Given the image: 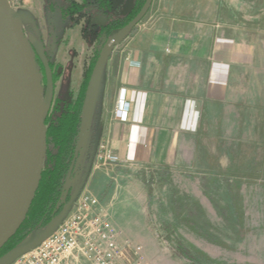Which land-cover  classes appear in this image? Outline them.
<instances>
[{
  "label": "rangeland",
  "instance_id": "obj_1",
  "mask_svg": "<svg viewBox=\"0 0 264 264\" xmlns=\"http://www.w3.org/2000/svg\"><path fill=\"white\" fill-rule=\"evenodd\" d=\"M110 1L111 10L95 6L66 19L62 16L66 0H7L22 19L36 60L42 57L56 72L46 118L78 99L88 66L102 49L95 37L98 29L92 25L95 17L103 15L109 22L129 15L124 14L127 0ZM241 4L232 8L224 29L233 30L240 49L252 53L255 60L247 69H236L232 77L257 85L241 87L249 90L245 99L249 110L225 112L217 148L211 143L212 149H205L192 140L191 148L181 151L173 163L142 169L119 167L115 155L118 167L96 163L91 182L87 180L84 187L82 182L73 183L77 198L84 192L99 197L120 244L130 240L142 246L143 264H264V0H241ZM156 11L152 4L111 54L117 56L135 35L151 29ZM92 119L87 138L93 130ZM62 264L90 263L74 252Z\"/></svg>",
  "mask_w": 264,
  "mask_h": 264
},
{
  "label": "crops",
  "instance_id": "obj_2",
  "mask_svg": "<svg viewBox=\"0 0 264 264\" xmlns=\"http://www.w3.org/2000/svg\"><path fill=\"white\" fill-rule=\"evenodd\" d=\"M241 5V0H154L151 29L135 35L104 66L93 130L74 182H91L97 145L106 137L119 167L171 164L192 140L217 148L225 112L247 108L249 90L241 87L257 85L232 77L255 60L240 49L236 33L224 29L232 8ZM125 93L129 115L114 119V105Z\"/></svg>",
  "mask_w": 264,
  "mask_h": 264
},
{
  "label": "water",
  "instance_id": "obj_3",
  "mask_svg": "<svg viewBox=\"0 0 264 264\" xmlns=\"http://www.w3.org/2000/svg\"><path fill=\"white\" fill-rule=\"evenodd\" d=\"M154 0H146L139 14L106 40L93 70L82 112V125L75 157L62 195L63 210L46 228L0 258L12 264L48 239L67 218L77 195L71 193L87 146L99 79L115 46L127 38L146 17ZM136 0H127L124 14H130ZM104 16H96L93 26L105 27ZM23 22L7 0H0V251L20 230L40 186L47 156L46 115L53 97V79L43 82L33 45L23 31Z\"/></svg>",
  "mask_w": 264,
  "mask_h": 264
},
{
  "label": "trees",
  "instance_id": "obj_4",
  "mask_svg": "<svg viewBox=\"0 0 264 264\" xmlns=\"http://www.w3.org/2000/svg\"><path fill=\"white\" fill-rule=\"evenodd\" d=\"M95 1V2H94ZM82 4L75 1L66 0L68 4L62 8L64 18H74L77 14L89 10V8L99 6L103 10L112 9L110 0H81ZM97 2V3H96ZM146 0H137L136 8L129 15L109 19L107 26L97 27L98 33L95 35L100 42L102 49L109 36L116 30L123 29L142 10ZM133 32V31H132ZM131 32V33H132ZM130 33V34H131ZM101 49V51H102ZM101 51H98L101 53ZM92 59L90 66L84 77L78 99L74 105L63 107L53 118H46L47 130V158L43 170L40 186L31 206L27 218L17 234L8 241L7 245L0 251V258L8 254L24 241L29 239L33 232L44 229L52 220L59 216L63 210L62 195L67 181L68 173L72 167L75 157L76 146L82 125V112L86 98L89 79L100 54ZM53 99V98H52ZM53 100L51 101L52 104ZM73 192L67 199L69 203Z\"/></svg>",
  "mask_w": 264,
  "mask_h": 264
},
{
  "label": "built area",
  "instance_id": "obj_5",
  "mask_svg": "<svg viewBox=\"0 0 264 264\" xmlns=\"http://www.w3.org/2000/svg\"><path fill=\"white\" fill-rule=\"evenodd\" d=\"M126 93L114 105V119L125 120L131 106ZM109 140L98 145L96 163L117 165ZM74 211L59 228L37 248L24 254L12 264H62L74 252L81 253L90 264H143V248L127 240L118 241V232L103 212L98 196L84 192L77 198Z\"/></svg>",
  "mask_w": 264,
  "mask_h": 264
},
{
  "label": "flooded vegetation",
  "instance_id": "obj_6",
  "mask_svg": "<svg viewBox=\"0 0 264 264\" xmlns=\"http://www.w3.org/2000/svg\"><path fill=\"white\" fill-rule=\"evenodd\" d=\"M99 16H103V15H99ZM37 61H38L39 65H40V67H41L40 70L42 72V77H43V82L42 83L46 86L47 85V81H48V75H47L48 70L51 73V76H52L53 81L56 79V72L51 67L50 64H47L46 63V61L42 57H40ZM58 69H60V68H58ZM60 70H62V69H60ZM53 85H54V82H53Z\"/></svg>",
  "mask_w": 264,
  "mask_h": 264
}]
</instances>
